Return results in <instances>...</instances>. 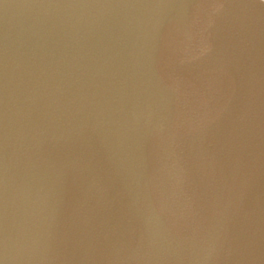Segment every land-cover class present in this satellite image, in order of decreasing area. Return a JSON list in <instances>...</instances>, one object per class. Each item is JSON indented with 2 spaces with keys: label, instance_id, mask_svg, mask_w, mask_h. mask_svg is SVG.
<instances>
[{
  "label": "water",
  "instance_id": "1",
  "mask_svg": "<svg viewBox=\"0 0 264 264\" xmlns=\"http://www.w3.org/2000/svg\"><path fill=\"white\" fill-rule=\"evenodd\" d=\"M0 264H264V0H0Z\"/></svg>",
  "mask_w": 264,
  "mask_h": 264
}]
</instances>
